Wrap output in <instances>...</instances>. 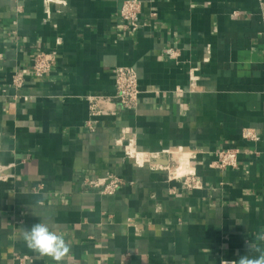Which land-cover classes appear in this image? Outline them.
I'll return each mask as SVG.
<instances>
[{"label": "crops", "instance_id": "1", "mask_svg": "<svg viewBox=\"0 0 264 264\" xmlns=\"http://www.w3.org/2000/svg\"><path fill=\"white\" fill-rule=\"evenodd\" d=\"M123 1L0 0V264H56L23 240L37 222L70 245L63 264H231L264 249L258 0H138L135 31ZM37 51L54 52L50 71L14 88ZM120 66L137 74L133 108L113 98ZM90 96L114 113L91 115ZM228 147L236 166L216 167Z\"/></svg>", "mask_w": 264, "mask_h": 264}, {"label": "built area", "instance_id": "2", "mask_svg": "<svg viewBox=\"0 0 264 264\" xmlns=\"http://www.w3.org/2000/svg\"><path fill=\"white\" fill-rule=\"evenodd\" d=\"M258 5L261 13V17L264 22V0H258ZM140 2L138 0H124L119 12L118 17L122 21L124 27L130 30H136L140 26L139 12ZM165 53L174 58L177 52L174 49L167 48ZM54 52L37 51L34 54L33 61L30 68H20L14 71L11 76V85L14 88L22 87L25 76L28 73L40 77L48 73L52 67L54 61ZM114 88L115 92L113 98L116 100L117 105L122 108H133L139 99V89L137 83L136 71L129 66L116 67L114 70ZM113 98L104 96H90L89 108L91 115L106 114L107 112L114 113L112 111ZM102 105L100 107L99 105ZM242 137L248 140H255L257 135L247 129L242 132ZM240 149L238 147L223 148L216 152L215 166L221 169L227 167H235L238 160ZM176 175V174H175ZM182 175H176V177H182ZM192 174H188L184 180H187V186H192L194 179L191 178ZM193 184V185H194ZM97 185V184H95ZM117 187L116 180H110L102 187L103 192H111Z\"/></svg>", "mask_w": 264, "mask_h": 264}, {"label": "clouds", "instance_id": "3", "mask_svg": "<svg viewBox=\"0 0 264 264\" xmlns=\"http://www.w3.org/2000/svg\"><path fill=\"white\" fill-rule=\"evenodd\" d=\"M258 239L264 240V235L259 236ZM23 240L29 249L41 256L50 257L56 264H63L71 250L65 237L43 222H37L25 228ZM247 247L249 249L252 246L248 244ZM254 250L259 255L250 257L245 254L240 256L238 260H233L231 264H264V249L255 247ZM226 264L229 262L227 261Z\"/></svg>", "mask_w": 264, "mask_h": 264}, {"label": "bare ground", "instance_id": "4", "mask_svg": "<svg viewBox=\"0 0 264 264\" xmlns=\"http://www.w3.org/2000/svg\"><path fill=\"white\" fill-rule=\"evenodd\" d=\"M180 169V168H179Z\"/></svg>", "mask_w": 264, "mask_h": 264}]
</instances>
